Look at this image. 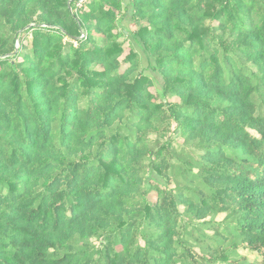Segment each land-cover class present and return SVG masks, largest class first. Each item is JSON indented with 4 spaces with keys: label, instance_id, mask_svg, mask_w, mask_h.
<instances>
[{
    "label": "trees",
    "instance_id": "1",
    "mask_svg": "<svg viewBox=\"0 0 264 264\" xmlns=\"http://www.w3.org/2000/svg\"><path fill=\"white\" fill-rule=\"evenodd\" d=\"M69 1L0 0V264H223L242 246L262 261L231 264H264V0L233 2L248 27L228 11L230 0H211L208 8L220 5L212 15L201 12L205 0H146L154 31L137 34L121 21L131 25L130 9L143 18L142 5L119 0L127 13L118 22L155 77L135 48L117 75L122 52L111 30L120 3L89 0L79 12ZM224 12L230 24L216 31L226 39L208 35L205 22L223 21ZM33 14L46 27L29 30L30 55L5 60ZM90 20L106 32L104 43L93 39ZM63 38L78 46L64 51ZM138 62L142 73L130 79ZM150 86L181 104L152 103ZM169 120L173 137L200 151L174 189L162 157L170 141L159 151L148 146ZM189 233L208 242L205 257L191 251ZM139 236L146 243L136 247Z\"/></svg>",
    "mask_w": 264,
    "mask_h": 264
},
{
    "label": "rangeland",
    "instance_id": "2",
    "mask_svg": "<svg viewBox=\"0 0 264 264\" xmlns=\"http://www.w3.org/2000/svg\"><path fill=\"white\" fill-rule=\"evenodd\" d=\"M74 0H70L68 3H70V5L72 4ZM110 3H112L113 1H115L116 3H120V10L118 11H114V23H113V28L111 30V33L113 36L116 37V44L121 48V52L122 54L117 58V61L119 63V69L117 71V75L118 74H122L123 71H125L126 69H128V67H131V64L129 61H127L130 52H134V48L138 51L140 58H141V63L144 69H146L148 71V73H150L152 76H154L155 74L152 73L151 71V67L152 64L146 60L145 61V57L143 55L142 49L139 46H132V44L130 43L129 39L127 38L128 33L126 31H124L122 29V27L119 24V19H121V17H123L126 13H127V9L126 8V4L124 2H120L119 0H109ZM134 1V3H137L139 5H142L140 8L143 9L144 12V17H141L140 13H137L133 10L130 9L131 13L134 14L133 16V22H131V25L128 27L127 26V22L126 21H121V25L124 26V28L129 31L130 33H138L141 29L143 28H148L149 31L153 32L154 31V27L152 26V22L150 20V16L152 15V8L150 6L147 5L146 0H132ZM194 3L197 2V0L193 1ZM211 0H205L203 4V7L200 6L201 8V12L205 13L208 11V15H212L214 14H218L219 13V7L220 5L215 3V8H208L206 5H210L212 3H210ZM233 2L236 4H240L242 3V0H230V5H228V11L230 13H232L233 15L236 16L235 21L236 22H241V20H244V25L245 26H249V16H246L245 14H243L242 12L240 13H236L234 11V7H233ZM78 3V0H75V10H79V12H83V10H86L89 8V3L90 1L88 0L87 2H85L84 4H82L81 8L76 7V4ZM101 7V6H100ZM193 7V6H192ZM96 9V8H95ZM107 9V7H105V10ZM73 10L74 13H76V11ZM95 11H99V8L97 7V9ZM211 11L213 13H211ZM78 12V11H77ZM78 12V14L80 15V13ZM98 14V13H97ZM95 14V15H97ZM209 17V16H208ZM31 18V22L32 23H28L23 29H21L20 31H18L16 33V39H15V47L13 49V51H15L16 47H17V53L13 56V57H4V59H9V61L20 63L23 60V57L25 55H30L29 54V50H30V45L32 42V28L38 26L40 28H44L46 26L44 25H37L35 23V21H37V15L33 14L32 16H30ZM29 18V19H30ZM223 18L224 20H217V21H213V20H208L205 22L204 27H207L208 30L211 31L210 34L212 37H218V38H224L226 39V37L228 36L227 33H223L221 31H216V28H218L219 23L223 22L226 24H230V21L227 19V15L224 12L223 13ZM207 19V18H206ZM91 27H90V31L93 35V39L95 40V42L97 41L98 43H104V41L106 40V32L100 31V28L96 26V22L94 20H90L88 22ZM247 26V27H248ZM3 27H5V25H3ZM26 27H28L27 29H25ZM227 31V30H226ZM225 31V32H226ZM84 33L85 30L83 29L81 31V36H80V40H84ZM179 36L182 38H185V34L181 31H179ZM18 42V44H17ZM180 42V41H179ZM209 46V49L212 50H217L218 46H219V41H215L214 44H212L210 41L207 43ZM78 44L75 43L74 40H68L67 38H63L62 42H61V47H63L64 51H69L68 48L70 47H77ZM10 52L9 54L13 53ZM136 54V52H135ZM18 55V56H17ZM137 55V54H136ZM221 54L218 53V57ZM3 57V56H1ZM199 59H201L200 56H198L196 58V62L198 63ZM136 63L137 61H139V58H136ZM98 67L96 64H93V66H91V71H98ZM141 67V66H140ZM139 67V62L138 64L135 65V69L132 71V73L129 75V78H133L136 77L138 75H140L142 73L141 68ZM155 77V76H154ZM155 86L158 88V90L160 89V80L157 79V81L155 82ZM146 91L149 95H151L153 98L151 100L152 103L158 105V104H171V105H179L181 104V101L178 97L174 96V95H166L165 99H159L157 97V94L155 92V90L152 88V86L147 87ZM81 106H85L86 105V100L84 99L83 101H81ZM165 106V105H164ZM215 107H218L217 104H215ZM164 110H166V107H163ZM122 119L123 121H125L126 119V115H122ZM176 128V123L174 122V120H169L168 121V127L167 130L164 132H159L158 134L152 133L149 134V139L148 140V146L151 149H154L155 151H159V147L163 144L166 143V141H170V146L168 145V147L165 148V151L162 153V157L165 159V161L167 162L165 164L166 169L164 170V175H166L167 180L170 181L169 185L171 189H174V186L176 184L177 181H179L182 177V173L185 170L186 166L185 163H190L191 165H195L196 161L198 160V158L200 157V151L196 148V145L190 141L184 140V139H180V138H174L173 137V130ZM122 133L127 135V131L125 129H122ZM151 135V136H150ZM252 135H256V134H252ZM187 141V142H186ZM95 152V148L91 149V153L94 154ZM83 153L80 152L78 154V157H82ZM153 159V157H152ZM150 160L146 159L144 160V162L141 164V166L144 168V170H141L142 172L140 173V175H147L148 174V162ZM152 181V180H151ZM155 182V181H153ZM152 183V182H151ZM148 200L150 203L154 204L156 203L157 200V195L156 192L151 193L150 195H148ZM180 210L183 211V207H180ZM224 218L223 215H218L215 217L214 221H220ZM185 222H188V218L184 217L183 222L180 223L179 227H183L185 224ZM189 226V225H188ZM208 226H203L201 227V232H206V235L210 236L211 232L208 231ZM189 230V229H188ZM190 235H187V241H188V245L191 247V251L194 252V254L197 256V258L199 256H206V250H207V244L208 242L206 240H204L200 234L197 233H189ZM139 236V238L136 239V242L134 243V246L138 247L139 246H143L146 243V240H143L142 237ZM149 238V237H148ZM91 245L94 246H99L100 245V240L97 239H92L91 240ZM119 250V249H118ZM236 255L237 257H231L230 262H223V264H231L233 261H237L240 259H247L248 261H250L251 263H257L259 261H262L261 257H259V255L257 253H255L254 251H251L249 248L247 249L245 246L242 247H238L236 250ZM219 264V263H218Z\"/></svg>",
    "mask_w": 264,
    "mask_h": 264
},
{
    "label": "built area",
    "instance_id": "3",
    "mask_svg": "<svg viewBox=\"0 0 264 264\" xmlns=\"http://www.w3.org/2000/svg\"><path fill=\"white\" fill-rule=\"evenodd\" d=\"M88 0H78V3L76 4V7L81 8L82 4L87 2Z\"/></svg>",
    "mask_w": 264,
    "mask_h": 264
},
{
    "label": "water",
    "instance_id": "4",
    "mask_svg": "<svg viewBox=\"0 0 264 264\" xmlns=\"http://www.w3.org/2000/svg\"><path fill=\"white\" fill-rule=\"evenodd\" d=\"M68 4H70V3H68ZM28 27H26L25 29H27ZM17 44H18V42H17ZM16 49H17V47H16ZM15 49V51L12 53V54H9L8 56L9 57H13L16 53H17V50ZM7 56V57H8Z\"/></svg>",
    "mask_w": 264,
    "mask_h": 264
}]
</instances>
